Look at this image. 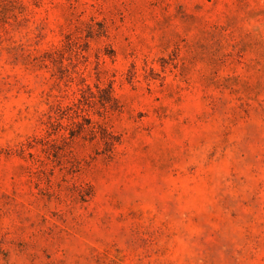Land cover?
Segmentation results:
<instances>
[{
	"label": "rangeland",
	"instance_id": "374dc122",
	"mask_svg": "<svg viewBox=\"0 0 264 264\" xmlns=\"http://www.w3.org/2000/svg\"><path fill=\"white\" fill-rule=\"evenodd\" d=\"M0 264H264V0H0Z\"/></svg>",
	"mask_w": 264,
	"mask_h": 264
}]
</instances>
